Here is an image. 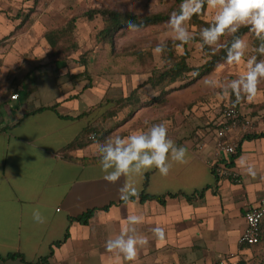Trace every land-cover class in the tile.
<instances>
[{
    "label": "crops",
    "instance_id": "1",
    "mask_svg": "<svg viewBox=\"0 0 264 264\" xmlns=\"http://www.w3.org/2000/svg\"><path fill=\"white\" fill-rule=\"evenodd\" d=\"M209 7L207 20L211 19ZM2 39L0 36V264L34 262L49 255L52 246L49 264H218L252 252L264 264V221L260 243L239 244L247 226L245 212L264 200V136L242 139L245 133L264 132L262 114L252 117L242 112L252 119L253 127L234 137L236 143L241 141L242 151L229 165L242 174L240 183L217 175L207 163L221 115L216 129L207 135L201 130L190 135L168 131L177 146L187 148V154L186 163L171 162L167 175L153 167L109 182L103 179L99 160L84 163L75 159L98 157L96 140L88 143L85 136L75 147L66 148L84 128L99 126L104 110L97 102L103 95L92 93L93 88H84L82 82H73L80 70L40 66L44 65L40 62L42 48L46 51L50 46L45 37L43 41H23L21 36H12L5 40L6 46L1 45ZM46 74L50 78L41 81ZM59 78L62 81L56 82ZM41 83L48 92L58 86L56 97L50 95L42 101ZM14 93L19 96L12 100ZM249 164L254 175L247 171ZM125 183L133 184L137 193L165 195V202L138 197L120 201ZM109 204L108 209L103 208ZM33 208L40 209L43 223L33 220ZM91 208L96 211L87 224L70 221ZM130 214L143 216L134 228L148 240L132 261L106 248V241L127 226ZM156 226L164 228L163 239L152 232ZM67 231L64 243L55 246ZM10 253L21 257H7Z\"/></svg>",
    "mask_w": 264,
    "mask_h": 264
},
{
    "label": "rangeland",
    "instance_id": "2",
    "mask_svg": "<svg viewBox=\"0 0 264 264\" xmlns=\"http://www.w3.org/2000/svg\"><path fill=\"white\" fill-rule=\"evenodd\" d=\"M175 3V0H0V36L3 38L1 45L6 46L8 43H4L5 40L12 36H21L23 41L27 38L43 41L46 31L62 27L75 17L74 38L78 44L76 50L55 53L51 46H48L46 51L42 48L40 62L44 65L40 66L61 68L64 65L68 70L82 71L78 78H73V82H82L84 85L90 82L92 93L103 95L101 102H97L104 110L97 128L101 129V132L110 131L106 138L117 134L126 136L134 130L145 128V121L149 122V126L164 122L169 132L179 131L190 135L201 130L202 134L207 135L216 129L224 106L232 105L237 98L231 93L224 96L219 88L213 89L205 85L204 80L216 79L226 82L237 78L239 73L245 71L243 60L240 63L222 61L213 71L194 79L187 86L181 85L188 79L177 82L178 87L167 94L164 100L151 102L158 98L159 92L144 82L154 70L163 65V53H154L153 48L157 43L171 39L173 33L168 25L169 20L160 25L130 29L116 39V53L113 55L96 40V33L102 26L101 17L98 15L89 20L84 15L85 12L100 7L144 15L168 10ZM209 8L208 16L212 20L215 10ZM186 26L195 36V27L189 20ZM243 38L248 42L245 59L251 55H256L257 59L262 58L255 52L261 41L254 33L246 34ZM220 43H223V39ZM187 47L190 49L189 64L202 65L206 59L202 44L199 41H190ZM176 50L182 53L183 45H177ZM136 51H141L144 58L138 59L131 55ZM62 57L63 62L59 61ZM83 60L87 61L86 72ZM193 74L194 71L187 78H191ZM47 78H50L49 75H42L41 81ZM61 81L59 78L56 82ZM42 85L43 83L40 87L42 101L49 99L50 95L56 97L58 86H53L48 92L47 87ZM135 98L139 101L128 104ZM238 101L241 112H246V115L252 117L262 114L264 118V80L258 84L257 93L251 100L242 94ZM135 107H139L136 109L138 115L137 112H132ZM218 264L263 263L257 259L255 252H252L239 255L233 260L226 258Z\"/></svg>",
    "mask_w": 264,
    "mask_h": 264
},
{
    "label": "clouds",
    "instance_id": "3",
    "mask_svg": "<svg viewBox=\"0 0 264 264\" xmlns=\"http://www.w3.org/2000/svg\"><path fill=\"white\" fill-rule=\"evenodd\" d=\"M205 2L215 10L212 20L199 29L198 35L203 45L211 47L212 51L226 48L228 63L245 64V71L238 74L237 78L221 82L216 79H206L204 84L216 89L219 88L224 96L230 93L237 100L241 95L251 100L257 93L258 84L264 80V0H182L179 12L170 16L168 25L173 35V41L181 44L187 43L194 38V33L186 26V22L194 14H199ZM256 36L261 43L255 48L256 55L248 56V42L239 35L238 30L242 27ZM137 25L130 24L129 28L135 29ZM233 38L229 44L220 43L225 35ZM167 45L161 41L153 48L154 53H162ZM146 127L134 130L124 135H114L106 138L103 142L96 143L99 156V167L103 173V179L116 182L121 176L139 175L151 168H156L161 175H167L171 162L186 163L187 148L177 146L169 137L168 128L164 122H144ZM244 158H241L243 163ZM247 171L254 175L253 166L248 165ZM137 194V188L131 183H125L120 189V198L128 200ZM32 218L37 223H43L45 217L39 208L32 209ZM143 221V216L130 214L127 217V226L118 234L106 241L108 251H116L129 261L135 260L138 248L147 244V237L137 234L134 226ZM155 237L163 239L165 230L161 226L152 229Z\"/></svg>",
    "mask_w": 264,
    "mask_h": 264
},
{
    "label": "trees",
    "instance_id": "4",
    "mask_svg": "<svg viewBox=\"0 0 264 264\" xmlns=\"http://www.w3.org/2000/svg\"><path fill=\"white\" fill-rule=\"evenodd\" d=\"M175 5L169 8L168 10L164 11H158L153 12L149 14H138L133 11H125V10H119V9H113L109 7H100V8H94L92 10H89L84 13V15L89 19L92 20L96 16H100L102 19V26L99 28V30L96 33V40L101 43L111 54H115V41L119 37L125 35L127 31H129L131 28H129L130 24L137 25V29L146 28L149 26H155L160 25L169 20L170 16H172L175 13L179 12V7L182 2V0H175ZM208 5L205 2L204 6L201 9V12L199 14H194L191 19L189 20L190 24L195 27V36L190 41H199L201 44V40L199 38L198 32L199 29L203 26H207V23L211 20H207L205 18L206 12H207ZM76 28V18H71L64 26L53 28L44 33V37L48 44L51 46L52 51L57 53L60 51H69L72 49L73 51L76 50L78 47L77 42L74 38V30ZM249 34L252 35L253 33L248 30V27L242 26L236 35L241 36L242 38L244 35ZM231 35H225L221 38V41L223 39V44H229L232 40ZM189 41V42H190ZM181 44L179 41H173L172 39H167L165 41L167 47L165 51H163V65L161 68H158L152 72V74L148 77V79L144 82L149 84L151 87L155 88L159 94L158 98H155L153 101L156 100H164L165 96L169 94L172 90L176 89L178 86H176L177 82L184 81L185 79H188L186 82H184L181 86H187L189 83L194 81V79H197L201 77L202 75L208 74L211 71L215 69V67L221 63L222 61H225L226 57V48H220L217 51H212L211 47L207 45H203V51L205 52V62L200 66H192L188 62V58L190 55V49H188L187 44L189 43ZM177 45H183L184 50L182 53H178L176 50ZM131 55H134L138 59H143V53L141 51H136L131 53ZM84 57V56H81ZM64 57L60 58L59 61L63 62ZM83 65L85 66V72L87 71V61L83 60ZM194 71L193 76L191 78H187L188 75ZM90 86V82L84 86V88H87ZM132 101H139L138 98H135L134 100H130L131 104ZM233 106H236L239 108V101L234 100L232 102ZM46 107H41L39 109H44ZM50 108H55V106H51ZM138 108V107H137ZM132 109V112H134L136 109ZM131 112V113H132ZM101 129L97 128V126L89 125L87 128H84V130L81 132V135L70 142L66 148H72L77 145L78 142H80V138L83 139L85 136H88V143H90V140H96L97 142H103L108 133L110 131L101 132ZM93 134L95 137L94 139L90 138V134ZM264 136V132L261 133H245L242 137V139H250L253 137H262ZM237 149L236 152L232 155L230 164L234 162V159L238 157L241 153V141L237 142ZM78 159L80 162L84 163H91L99 160L98 157H85V158H75ZM147 184V177L145 178V185ZM171 195H177V194H171ZM138 197L140 200H145L148 198H156L160 202H165V195H151L149 193H146L144 191L137 193L135 196L130 197L129 199H135ZM125 201V200H120ZM127 201V200H126ZM111 204L104 206V209H108ZM96 211V208H91L85 211L84 213L71 217L70 221H79L83 224H87L89 220L93 217L94 213ZM69 231L66 232L65 238L62 240H58L55 242V246H60L64 243L65 239L68 237ZM242 246H249V245H242ZM54 248L52 246L50 250V254L47 256H41L34 262H28V264H49V258L53 255ZM21 257V254L19 253H10L7 255V257Z\"/></svg>",
    "mask_w": 264,
    "mask_h": 264
},
{
    "label": "built area",
    "instance_id": "5",
    "mask_svg": "<svg viewBox=\"0 0 264 264\" xmlns=\"http://www.w3.org/2000/svg\"><path fill=\"white\" fill-rule=\"evenodd\" d=\"M18 96V93H14L10 98L15 100ZM252 127V119L244 116L238 107L224 106L221 112V121L216 130L214 148L207 161L217 175L230 178L238 183L243 181L242 174L229 164L237 149L234 137L238 131L249 132ZM94 137L93 134L90 135V138ZM245 220L247 226L239 237V244L252 246L260 243L264 221V200L245 212Z\"/></svg>",
    "mask_w": 264,
    "mask_h": 264
}]
</instances>
